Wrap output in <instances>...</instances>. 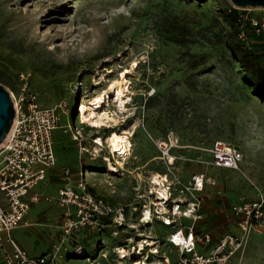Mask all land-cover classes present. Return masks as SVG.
I'll list each match as a JSON object with an SVG mask.
<instances>
[{"label": "rangeland", "instance_id": "374dc122", "mask_svg": "<svg viewBox=\"0 0 264 264\" xmlns=\"http://www.w3.org/2000/svg\"><path fill=\"white\" fill-rule=\"evenodd\" d=\"M230 8L238 9V21L229 18ZM235 35L264 65L260 5L240 6L232 0H0V83L13 100L23 91L35 93L42 106L68 100L70 114L61 111L54 130L58 169L68 165L73 182L83 169L91 189L129 206V221L134 222L136 207L155 199L153 174L166 175L177 191L193 173L205 172L203 218L196 225L217 240L239 230L235 203L264 198V96L239 60L240 48L230 45ZM126 69H131L126 106L119 107L109 94L103 109H97L106 113L105 124L87 123L84 115L94 93L107 89ZM68 119L72 129L65 127ZM112 131H128L132 145L122 166L116 163L117 169L109 171L112 154L106 141ZM170 135L178 139L172 163L161 157L158 147ZM99 138L104 145L97 143ZM217 139L241 148L240 169L210 162L208 148ZM60 183L54 176L45 189L48 195L57 196ZM37 204L26 219H37L36 212L43 209L37 220L48 224L36 225L45 228L41 240L35 242L30 227L19 226L13 234L29 250L48 252L59 239L63 209L57 198L42 197ZM114 228L75 231V246L99 264H127L128 259H118L114 246L133 231L114 234ZM150 230L160 236L165 228L153 223ZM163 248L176 257L170 246ZM244 260L264 264V225L252 233Z\"/></svg>", "mask_w": 264, "mask_h": 264}, {"label": "built area", "instance_id": "2783aa9c", "mask_svg": "<svg viewBox=\"0 0 264 264\" xmlns=\"http://www.w3.org/2000/svg\"><path fill=\"white\" fill-rule=\"evenodd\" d=\"M13 101L14 122L0 146V254L5 264H61L59 258L64 255L86 254L82 246H75V231L93 233L110 225L116 227L114 234H118V229L133 231L114 246L118 259H128L127 264H245L250 237L264 225V198L235 203L232 208L239 218L238 232L225 233L213 241L210 231L199 230L196 225L203 218L202 192L208 181L205 172L193 173L189 182L179 183L177 191L167 180L168 194L156 195L150 203L136 207L133 222L129 221L128 205L112 203L91 189L83 169L73 182V173L67 165L62 167L65 183L56 196L63 209L59 239L50 251L31 255L13 231L27 222L32 203L42 197L54 198L32 191L40 182H46L57 166L54 130L60 126L61 111L70 114V104L63 99L56 105L42 106L37 95L27 91ZM65 125L73 128L70 119ZM176 140L170 135L158 143L161 157L169 163L175 159L172 149ZM208 150L210 162L215 166L240 169L244 154L236 144L217 139ZM184 219H190V223ZM155 222L170 230L164 235H154L150 227ZM163 246L172 247L176 257L171 258ZM102 255L108 257V250Z\"/></svg>", "mask_w": 264, "mask_h": 264}, {"label": "bare ground", "instance_id": "6f19581e", "mask_svg": "<svg viewBox=\"0 0 264 264\" xmlns=\"http://www.w3.org/2000/svg\"><path fill=\"white\" fill-rule=\"evenodd\" d=\"M136 64L132 65L133 69ZM131 69L123 70L120 76L113 79L107 86V89H103L97 93H94L91 98V103H88L85 111V120L92 126H102L107 121L108 117L106 113H102L98 108H102L104 104L107 102V97L109 94H113L117 101L119 102V107H125L127 104V98L130 99L127 95V77L128 74L131 73ZM85 109V108H84ZM103 109V108H102ZM109 121V120H108ZM108 146L110 147V153L112 157H109L108 166L109 171L116 170V163L122 166L123 159L127 157L131 150V140L129 138L128 131H124L122 133H118L116 131H112L107 138ZM97 143L99 145H104L105 142L102 138L97 139ZM122 158V159H120ZM168 177L166 175H161L160 173H155L151 177V181L153 184L152 193H156V195L162 194L167 195V186L166 181Z\"/></svg>", "mask_w": 264, "mask_h": 264}, {"label": "crops", "instance_id": "0c3cea01", "mask_svg": "<svg viewBox=\"0 0 264 264\" xmlns=\"http://www.w3.org/2000/svg\"><path fill=\"white\" fill-rule=\"evenodd\" d=\"M66 166V165H65ZM68 166V165H67ZM58 165L54 168V169H52L51 171H50V173H49V179L45 182V183H43L41 186H40V188L38 189H36V188H34L33 189V191L32 192H36V191H38V192H43V193H46V194H50L49 192H46V188H48V184H50L51 182H52V179L54 178V176H59L60 177V179H61V183L59 184V186L57 187V189H56V192L58 193V190H59V188L65 183V180H64V177H63V175H62V167H64V165L63 166H61L59 169H58ZM227 168V167H226ZM54 198H55V200H56V196H54ZM112 202V201H111ZM57 203L59 204V202H58V200H57ZM35 204H37V201L36 202H34V203H32V206H31V209H30V211L32 210V208H34V206H37V205H35ZM52 204H53V202H47V206H49V207H52ZM55 204V203H54ZM56 206V205H55ZM59 206H60V204H59ZM54 207V206H53ZM60 208H61V206H60ZM30 211H29V213H30ZM41 212H43V209H41V210H38L37 212H36V217H38V218H43V215H42V213ZM41 213V214H40ZM37 218V219H38ZM37 219H29V218H27L26 219V223L24 224V225H22V226H24V227H30L31 229V232H32V234L33 235H35L36 236V239H35V242H39L40 240H41V238H40V235L42 236L43 235V232H44V229L45 228H41V227H37L36 225H38V226H46L47 224H48V222H44V221H39V220H37ZM190 220V219H189ZM155 223H158V224H161L160 222H155ZM164 228H165V230L162 232V234L164 235V234H166L169 230H170V228L168 227V226H165V225H163V224H161ZM111 226V225H110ZM203 231V230H202ZM205 231H207V230H205ZM82 232V231H81ZM87 232V231H86ZM88 234H90L89 232H87ZM44 235H46V233L44 234ZM82 235V234H81ZM17 240H18V238L17 237H15ZM40 238V239H39ZM213 241H216L215 239H214V237H213ZM18 242L21 244V246H23L31 255H34V256H36V255H41V254H43V253H46L45 251H43V252H37V251H31V250H29L27 247H25V245H23L22 243H21V241L20 240H18ZM52 249V247L50 246V249L48 250V251H50ZM171 249H173L172 247H171ZM172 251H174V249L172 250ZM86 255H89L88 253H86V254H84V255H64L63 257H64V259H65V263L66 262H68V261H70V259L71 258H77V259H80L79 261H75V262H73L72 264H83V261H85V260H89V264H99V261L98 260H95V258H91L90 259V256H86ZM62 257V258H63ZM245 261V260H244ZM64 263V264H65ZM0 264H5L4 263V261H3V258L1 257V254H0ZM63 264V263H62Z\"/></svg>", "mask_w": 264, "mask_h": 264}, {"label": "trees", "instance_id": "16d2710c", "mask_svg": "<svg viewBox=\"0 0 264 264\" xmlns=\"http://www.w3.org/2000/svg\"><path fill=\"white\" fill-rule=\"evenodd\" d=\"M228 16L232 21H238L240 19V14L238 9L230 8L228 11ZM236 35L230 40V45L234 49L240 48L238 53L239 60L245 66V69L253 74L254 83L256 85L257 91L264 96V65L258 61V57L251 52H248L242 48V45L239 41L236 40ZM70 255H73L70 253Z\"/></svg>", "mask_w": 264, "mask_h": 264}, {"label": "water", "instance_id": "95a60500", "mask_svg": "<svg viewBox=\"0 0 264 264\" xmlns=\"http://www.w3.org/2000/svg\"><path fill=\"white\" fill-rule=\"evenodd\" d=\"M236 5L264 6V0H232ZM15 118L14 101L2 83H0V146L6 140Z\"/></svg>", "mask_w": 264, "mask_h": 264}]
</instances>
